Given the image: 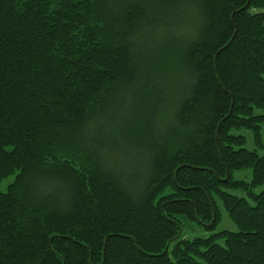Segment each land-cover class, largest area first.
Returning a JSON list of instances; mask_svg holds the SVG:
<instances>
[{
	"label": "trees",
	"instance_id": "obj_1",
	"mask_svg": "<svg viewBox=\"0 0 264 264\" xmlns=\"http://www.w3.org/2000/svg\"><path fill=\"white\" fill-rule=\"evenodd\" d=\"M259 109L264 0H0V264H264Z\"/></svg>",
	"mask_w": 264,
	"mask_h": 264
},
{
	"label": "rangeland",
	"instance_id": "obj_2",
	"mask_svg": "<svg viewBox=\"0 0 264 264\" xmlns=\"http://www.w3.org/2000/svg\"><path fill=\"white\" fill-rule=\"evenodd\" d=\"M257 112L264 113V109H259ZM263 127V134H264V124ZM241 133L245 134L247 136V143L246 146L250 149L255 148V143L253 141V137L250 131H240ZM235 178L240 179H250L251 177V170H241V171H235L234 173ZM14 179L13 176L4 179L0 183V190L6 191L7 185ZM260 189H257L256 191H259ZM241 194L242 192H237ZM220 211H221V222L217 227H206L202 224H198L192 220H190L186 215H179V218L182 222V236L185 238L192 239L194 237H207L210 236L222 229H230V230H236L237 225L228 217L225 209L223 208V205L221 203H218ZM222 243V240L219 241Z\"/></svg>",
	"mask_w": 264,
	"mask_h": 264
}]
</instances>
